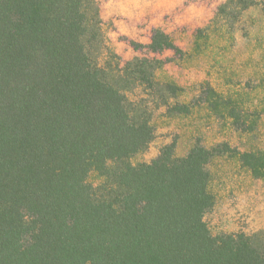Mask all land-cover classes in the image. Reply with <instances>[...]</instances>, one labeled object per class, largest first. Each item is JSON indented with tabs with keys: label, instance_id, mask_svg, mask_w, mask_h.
Here are the masks:
<instances>
[{
	"label": "trees",
	"instance_id": "obj_1",
	"mask_svg": "<svg viewBox=\"0 0 264 264\" xmlns=\"http://www.w3.org/2000/svg\"><path fill=\"white\" fill-rule=\"evenodd\" d=\"M252 5L264 13V0L219 3L190 51L152 27L125 60L99 0H0V264H264V230L213 233L204 219L213 161L235 158L264 184V148L196 138L183 155L172 141L132 162L160 107L173 117L204 105L243 135L259 130L264 97L249 108L204 81L179 102L184 88L156 77L159 55L204 51Z\"/></svg>",
	"mask_w": 264,
	"mask_h": 264
},
{
	"label": "rangeland",
	"instance_id": "obj_2",
	"mask_svg": "<svg viewBox=\"0 0 264 264\" xmlns=\"http://www.w3.org/2000/svg\"><path fill=\"white\" fill-rule=\"evenodd\" d=\"M223 1L99 0V5L109 44L126 60L140 55L129 40L148 43L152 27L164 29L182 49L190 51L193 31L205 25ZM228 31L226 26H221L211 32L208 46L198 54L191 52L190 56L176 58L172 51L166 50L159 55L166 63L156 70V77L173 79L184 88L177 98L179 102L191 101L199 93L198 84L204 81L249 108L264 97V13L261 6L246 8ZM191 111L190 115L168 117L163 107L154 109L155 136L143 152L133 156L132 162L150 161L162 145L172 141L175 154L183 155L196 138L207 145L226 141L240 150L264 148V118L255 134L243 135L226 120L212 116L204 105L195 106ZM211 171L215 203L204 216L210 230L213 233L264 230V184L253 178L235 158L215 159ZM92 180L96 181L93 177Z\"/></svg>",
	"mask_w": 264,
	"mask_h": 264
}]
</instances>
